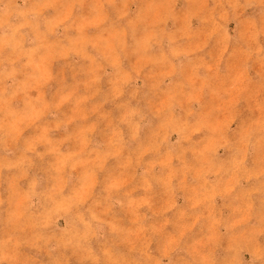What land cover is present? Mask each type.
<instances>
[{
	"label": "rangeland",
	"instance_id": "374dc122",
	"mask_svg": "<svg viewBox=\"0 0 264 264\" xmlns=\"http://www.w3.org/2000/svg\"><path fill=\"white\" fill-rule=\"evenodd\" d=\"M170 2L10 0V14L0 13V36L15 33L10 46L0 49V157L7 163L0 167V194L7 197L10 186H18L22 192L15 204L23 205L32 187L51 194L57 210L79 201L86 217L94 211L112 220L102 231L78 237L79 245L53 241L68 264L101 258L178 264L185 250L206 248L221 221L248 228L264 215V142L257 132L239 151L230 143L261 119L254 104L233 111L226 100L202 102L215 109L223 138L202 128L184 139L170 131L168 121L150 118L129 140L122 118L129 106L144 107L137 88H163L170 78V69L153 63L151 53L139 56L126 47L130 22L152 5ZM187 3L191 0H176L175 10ZM165 12L152 8L150 23L172 28L171 20L161 19ZM33 15L34 20L27 18ZM187 25L197 28L200 21L192 18ZM210 32L205 28L191 46L212 71L223 64V55L207 40ZM258 71L254 66L249 75ZM152 100L163 105L168 97L157 94ZM191 102L185 97V105ZM173 119L189 116L181 107ZM194 175L200 177L196 183ZM162 177L180 190L168 192L159 183ZM51 206L45 199L33 202L37 212ZM49 218L56 231L70 227L64 214ZM256 240L264 242V234ZM240 259L250 257L242 252Z\"/></svg>",
	"mask_w": 264,
	"mask_h": 264
},
{
	"label": "clouds",
	"instance_id": "9594fccd",
	"mask_svg": "<svg viewBox=\"0 0 264 264\" xmlns=\"http://www.w3.org/2000/svg\"><path fill=\"white\" fill-rule=\"evenodd\" d=\"M175 3L176 0H171L166 5H152L149 13L130 22L131 40L126 47L139 56L151 53L153 63L170 69V78L163 88L158 85H146V91L137 88V93L142 94L144 107L129 106L122 118L130 129L129 140L136 139L135 130L143 127L150 118L168 121L170 131H176L184 139L202 128L223 138L224 133L215 126V109L202 102L226 100L233 111L240 105L254 104L262 113L261 119L249 126L245 134L237 135L230 141L232 147L239 151L257 132L264 142V0H191L180 12L175 10ZM156 7L166 8L161 19L165 24L171 20L172 28L150 23L151 10ZM10 9V0L8 4L0 0V13L8 15ZM27 18L34 20L35 16ZM192 18L200 21V27L187 25ZM230 23L235 25L231 30L228 28ZM205 28H211L207 40L212 42L213 49H220L223 55V64L212 71L202 56L195 55L197 50L191 46L201 39ZM145 33L151 35L145 37ZM14 39V32L0 36V49L10 46ZM203 46L200 45L201 48ZM120 47L123 50L125 45L121 43ZM209 59L215 63L214 57ZM112 63L114 72L119 73V65L115 61ZM254 66H258L259 71L254 76L249 75ZM122 82L127 84L129 79L124 77ZM157 94L167 96L168 102L163 105L153 103L152 98ZM188 96L192 97V102L185 105L184 100ZM181 107L185 108L189 119L176 122L173 113ZM0 127L3 125L0 124ZM8 136H11V130ZM6 166L5 159L0 157V167ZM199 180V175L192 177L194 183ZM159 183L170 193L180 190L170 186L166 177L160 178ZM21 192L18 186H10L7 197L0 194V264H42L39 258L42 250H46L47 255L43 264H68L53 241H75L79 245L78 237L100 232L105 224L112 223L110 218L94 211L86 217L80 211L79 201L57 210L51 194L38 192L32 187L28 189L23 205H16ZM40 199L51 201L52 206L45 211H35L33 202ZM56 214L69 218L66 221L70 224L67 231L53 228L54 219L49 217ZM258 234H264V215L255 227L248 228L221 221L208 246L199 251L185 250L186 258L178 264H264V242H257ZM242 252L248 253L250 259L242 261ZM92 264L151 262L101 258L93 260ZM169 264L172 262L169 261Z\"/></svg>",
	"mask_w": 264,
	"mask_h": 264
}]
</instances>
